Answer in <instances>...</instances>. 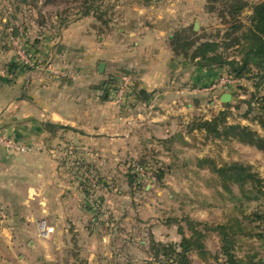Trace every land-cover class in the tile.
<instances>
[{"label": "crops", "instance_id": "crops-1", "mask_svg": "<svg viewBox=\"0 0 264 264\" xmlns=\"http://www.w3.org/2000/svg\"><path fill=\"white\" fill-rule=\"evenodd\" d=\"M123 12L122 24L102 23L90 14L57 37L48 31L30 43L0 39V129L31 147L28 152L0 147V207L6 214L1 250H34L44 242L96 264L112 262L115 250L121 256L137 242L138 249L148 250L139 238L146 223L141 212L155 188L168 186L148 183L143 191L128 182L129 173L142 175L135 165L142 159L166 165L167 173L181 172L175 160L182 142L176 137L181 132L188 139V124L202 104L197 105V66L175 57L169 44L182 22L171 23L172 14L150 5ZM111 69L130 75L125 104L114 101V88L101 85ZM214 72L201 91L220 93L221 99L235 79L217 86L229 75L226 68ZM142 89L148 97L138 99ZM66 136L86 148L80 152L89 174L101 178L96 191L111 212L109 220L95 214L82 182L69 177L60 161ZM115 158L122 161L112 163ZM39 217L54 228L47 237L39 234ZM170 224L156 218L148 235L159 241L154 228ZM130 227L137 230L133 237Z\"/></svg>", "mask_w": 264, "mask_h": 264}, {"label": "rangeland", "instance_id": "rangeland-1", "mask_svg": "<svg viewBox=\"0 0 264 264\" xmlns=\"http://www.w3.org/2000/svg\"><path fill=\"white\" fill-rule=\"evenodd\" d=\"M249 1L251 6L247 7L241 16V21L247 25L250 23L249 19L253 11L252 6L262 0ZM205 4L206 0H0V39L11 43L14 40L30 43L33 40L46 38L45 34L48 31L57 37L63 27L71 25L78 19L90 14L92 18H97L98 14L102 15L107 23L115 19L117 24H122L121 22L127 21L125 18L121 20L123 18V10L130 9L133 6L143 8L147 5L160 8L166 15L172 14L170 15L172 16L171 23L173 21H177L178 24L182 22L175 30L182 26L192 25L195 33L192 36L199 35L205 31L214 35L216 29L223 28V25L217 14H210L205 11ZM195 20L197 27L195 26L194 29ZM227 54L233 57L241 56L237 47L229 49ZM195 66H197L199 78L197 83L199 87L198 99L200 101L197 105L200 103L202 105L193 113L192 118L195 116L212 118L219 111L226 109L223 105L225 102L219 98L220 93L212 94L210 91L201 90L211 85V81L215 77V72L212 75V71L222 68ZM202 69H207V72L205 73ZM129 77L130 75L123 70H112L107 74L105 83L101 84L107 88H114V101L118 104H125L131 98L129 95L131 94L129 92L131 86ZM223 90L232 94V99L228 102L231 103V107L226 109L228 111V124L240 123L248 125L261 136H264V127L256 119L260 114L259 105L254 101L252 105L248 102L253 96L258 98L264 96V86L261 84L259 76L251 73V75L244 78L235 79L230 87ZM187 138L189 144L178 143L177 147L180 152H178L175 165L177 170L182 169L181 172L179 171L176 175L168 172L162 182H157V184L165 183L168 187L155 188L149 199H146L143 211L141 210L142 218L146 223L142 225L143 230L140 232L139 238L142 242H146L148 250L138 249L140 248V243L137 242L134 250H126L127 253L121 256H119L121 250H115L112 262L103 261L99 262V264H130L131 262L133 264H175L173 261L174 257L168 258L162 253L159 260L156 261V256L151 251V236L148 235L147 229L151 230L156 218L171 220L185 216L196 221L205 222L208 226L229 223L239 217L247 228L248 233H252L253 236L248 235L246 231L238 234L235 253L242 258L255 256L256 259L261 257L264 259V223L261 221H250L252 220L251 217L244 219L242 215L243 213L252 215L257 211L264 212V199L260 201H248V199H245V201L240 202L238 198L241 196V192L238 185L231 183L232 193L226 192L221 186L220 177L209 168L208 164L201 168L197 164V157L211 158L219 166L239 162L251 166V170L264 179V151L256 146L242 143L236 138H213L207 135L205 130H196ZM64 142L67 151L63 150L60 161L66 166L69 177L79 180V184L82 182L81 184H86L87 186L91 181L90 179H92L97 181L98 187L101 178L98 175L89 174L85 166L87 165L89 168V163H86V158L80 152L85 151L86 148L75 144L67 136ZM68 143L70 144L67 147ZM62 145L60 147H63ZM120 160L115 158L112 163L117 164L122 161ZM135 165L137 172L140 173L138 162ZM150 165L153 168L162 166L160 163H155L154 166ZM81 171L86 172V174ZM147 172L151 171L147 170ZM87 174L89 175L84 179ZM137 177L136 183L140 184V186L142 185V188L148 183H156L150 175H137ZM81 186L88 201V188ZM246 188L250 190V185H247ZM96 198L100 200L97 191ZM102 208L101 217L109 220L112 216L111 212L103 206ZM94 212L96 215L98 214L97 211L94 210ZM4 215H6L4 209L0 207V225H2ZM43 222L47 223V220L39 217L37 220L39 234L42 237H47L48 234L42 232L41 226ZM130 229L129 234H132V237L137 234V230L132 227ZM185 230L189 236L191 232L187 228ZM154 232L160 239L159 241L163 243H179L182 238V235L178 232L177 224H170L166 228L156 226ZM260 235L262 237H259ZM128 237L130 236L128 235ZM204 244L206 246V255L201 256L199 253L193 252L191 257L194 263L218 264L215 257L219 256V258H222L218 234L210 230L206 231ZM0 252H4L0 256V264H48L49 262L71 264L77 260L96 264L94 260L90 262L85 257L75 260L73 255H68L65 250H61V248L56 250L52 246H46L44 242L39 244L34 250L0 249Z\"/></svg>", "mask_w": 264, "mask_h": 264}, {"label": "trees", "instance_id": "trees-1", "mask_svg": "<svg viewBox=\"0 0 264 264\" xmlns=\"http://www.w3.org/2000/svg\"><path fill=\"white\" fill-rule=\"evenodd\" d=\"M250 6L249 0H206L205 11L210 14H217L223 28L216 29L214 35L205 31L195 36H192L195 33L191 25L175 30L169 41L174 56L189 61L192 65L226 68L229 77L236 80L252 73L259 76L261 84L264 86V0L252 6L250 23L247 25L241 21V16ZM96 17L102 23L105 22L102 15L98 14ZM235 47L239 49L240 57L227 54L229 49ZM137 97L138 99L147 98L148 93L142 89L138 92ZM253 101L259 105L260 114L256 119L264 127V96L260 98L253 96L248 102L252 105ZM223 105L226 109L231 107V103H224ZM226 109L219 111L212 118L195 116L188 124L187 133L192 135L196 130H205L207 135L213 138H236L242 143L256 146L264 151V136H261L248 125L228 124V111ZM176 138L183 144H189L181 132ZM138 164L150 170L151 176L155 178L156 182H162L167 174L166 168L168 167L166 165L153 168L146 159L138 161ZM197 164L200 168L208 164L209 168L220 177L221 186L226 192L232 193L231 183L238 185L241 192V196L238 198L240 202L245 201V199L248 201L264 199V179L253 172L251 166L239 162L219 166L208 157H197ZM137 175L136 172L129 173L130 183H136ZM136 185L140 184L136 183ZM247 185H250V190L246 188ZM242 215L244 219L251 217L252 220L250 221L264 223V212L257 211L252 215H245V213ZM168 222L178 225V232L182 238L179 243H163L151 237L150 247L156 256V261L159 260L162 253L168 258L174 257L175 264H195L191 254L197 252L201 256L206 255L204 238L206 231L210 230L216 232L220 238V255L222 258L215 257L218 264H264L262 257L259 259H256L255 256L242 258L235 253L237 235L242 231L248 233L239 217L229 223L214 226H208L207 223L196 221L188 216L171 219ZM185 228L191 232L189 236L186 234ZM248 235L253 236L252 233H248ZM48 264L59 263L49 262ZM71 264L89 263L77 260Z\"/></svg>", "mask_w": 264, "mask_h": 264}, {"label": "built area", "instance_id": "built-area-1", "mask_svg": "<svg viewBox=\"0 0 264 264\" xmlns=\"http://www.w3.org/2000/svg\"><path fill=\"white\" fill-rule=\"evenodd\" d=\"M21 47H19V53H21ZM232 78H222L219 82H217V84L215 85H222L224 83H228L231 82ZM0 147L1 148H6V149H10L16 152H28L31 150L30 146H27L21 142H19L18 140H16V138L10 134L8 132L7 129L3 128L0 129ZM138 169L140 170V173H142V175H150L151 176V172H147V169H145L144 167H138ZM152 177V176H151ZM153 180H155V178H152ZM90 183L87 186L86 184H83V188H88V202L91 204L92 208L97 211L98 213H100L102 215L103 213V208H102V203L100 200H98L96 198V187H97V181H94L92 179H90ZM156 181V180H155ZM42 228V232L49 234L50 232L53 231V227L49 226L47 223L43 222V225L41 226Z\"/></svg>", "mask_w": 264, "mask_h": 264}, {"label": "water", "instance_id": "water-1", "mask_svg": "<svg viewBox=\"0 0 264 264\" xmlns=\"http://www.w3.org/2000/svg\"><path fill=\"white\" fill-rule=\"evenodd\" d=\"M195 26H196V22H195V25H194V29H195ZM103 66V64H101ZM232 99V94L230 93H224L221 97V100L225 103H228L230 102Z\"/></svg>", "mask_w": 264, "mask_h": 264}, {"label": "bare ground", "instance_id": "bare-ground-1", "mask_svg": "<svg viewBox=\"0 0 264 264\" xmlns=\"http://www.w3.org/2000/svg\"><path fill=\"white\" fill-rule=\"evenodd\" d=\"M196 27H197V24H196Z\"/></svg>", "mask_w": 264, "mask_h": 264}]
</instances>
